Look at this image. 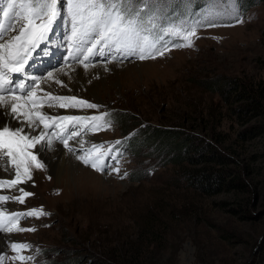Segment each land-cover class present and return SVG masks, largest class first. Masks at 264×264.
I'll use <instances>...</instances> for the list:
<instances>
[{
	"label": "rangeland",
	"instance_id": "obj_1",
	"mask_svg": "<svg viewBox=\"0 0 264 264\" xmlns=\"http://www.w3.org/2000/svg\"><path fill=\"white\" fill-rule=\"evenodd\" d=\"M203 5L204 0H195L192 7L199 10ZM242 19L243 23L235 26L198 29L200 39L195 40L192 48H173L165 57L154 60L118 63L126 69L128 64L142 65L138 66L141 70L136 71L135 77L131 74L128 78V74H123L118 82L111 84L108 81L100 86L99 99L87 90L92 80L81 81L78 77L73 83L58 71L63 68L73 73L71 69L81 66L79 63L55 69L53 74L64 81L67 88L55 82L51 88L65 92L64 95H79V98L101 106L118 107V112L125 111L129 117V125L124 130L116 120L109 130L92 133L85 129L75 142L79 144L83 139L85 147L95 143L103 144L107 149L119 136L122 140L130 133L140 137L145 127L159 125L208 140L207 131L219 134L224 145L238 151L240 158L246 159L251 152H257L262 138L257 136L247 140L240 135L257 118L246 122L247 116H242L238 109L242 100L232 97L225 100L219 89L207 86L209 81L216 80L222 82V89L224 82L232 79L264 85V0L247 9L242 4ZM107 68L105 73H113L110 63ZM91 71L92 78L97 79V71L94 68ZM93 110H77L75 115L98 114L99 109ZM134 136L121 147L119 175L99 173L77 160L94 174L90 173L82 180V175L73 169L75 176L64 174L63 169L55 177L47 164L43 169L33 168V178L27 188L34 195L21 205H43L50 215L28 221L35 224L25 229L34 228L35 231L12 235V243L32 245L21 253L34 257L32 260H13L17 253L10 246L4 251L5 237L0 234L3 239L0 254L4 251L5 257L3 264H45L46 261L47 264H120L105 259L98 249L102 232L118 240H123L126 235L134 239L138 232L136 215L147 210H155L160 217L156 220L163 221L156 225L162 232L161 244L156 245L159 241L153 238L148 240L145 253L150 260L135 264H262L257 248L259 236L264 233L263 197L250 195L247 214L243 208H238V203L248 195L245 192L202 193L187 182L184 170L191 164L167 162L150 144L143 145L136 153L131 145ZM158 141L160 139L155 144ZM70 144L73 146V142ZM116 166L113 162V167ZM137 169L143 174L139 180H133L130 173ZM124 172L128 175L120 179ZM115 231L120 234L116 235ZM112 239L103 235L102 242L111 247L115 245ZM38 244L45 248L41 257L35 247Z\"/></svg>",
	"mask_w": 264,
	"mask_h": 264
},
{
	"label": "snow or ice",
	"instance_id": "obj_2",
	"mask_svg": "<svg viewBox=\"0 0 264 264\" xmlns=\"http://www.w3.org/2000/svg\"><path fill=\"white\" fill-rule=\"evenodd\" d=\"M194 3L195 0H0V161H7L6 165L0 163V170H13L9 173L12 179L0 178V193L12 189L21 193L0 194V233L35 231L21 228L17 222L50 215L43 208L9 212L6 205L10 201L22 204L26 197L34 195L19 186L32 180L33 168L47 166L43 154L54 143L62 144L84 166L106 175H119L123 152L118 146L135 135L130 133L124 140L111 142L107 149L95 143L85 147L83 139L79 140V148L73 147L70 141H76L85 129L92 133L111 129L113 114L51 115L46 109H99L101 105L45 91L41 84H48L54 74H33L41 55H51V49H64L65 61L78 62L85 72L97 65L108 71L109 63L154 60L165 57L173 48H192L200 39L198 29L243 23L242 0H204L199 10H194ZM37 49L40 53L34 55ZM55 83L67 88L62 80ZM127 175L124 172L119 178ZM10 247L17 253L13 260L34 259L21 254L31 244L14 242ZM4 259L0 254V264Z\"/></svg>",
	"mask_w": 264,
	"mask_h": 264
},
{
	"label": "trees",
	"instance_id": "obj_3",
	"mask_svg": "<svg viewBox=\"0 0 264 264\" xmlns=\"http://www.w3.org/2000/svg\"><path fill=\"white\" fill-rule=\"evenodd\" d=\"M258 1L242 0V4L247 9ZM220 82L216 80L209 81L207 86L211 89H219L225 100L232 97L235 100L240 99L243 101V103L239 104L238 109L242 111V116H247L248 119L245 117L246 122H250L253 117L257 119L255 122L249 123L240 132V135L247 140L260 136L262 138L261 150L251 152L247 157L248 159H244L243 157H238V151L225 146L223 143L224 139L219 134H212L211 131H207L210 139H212H209V141L200 136H191L189 133L177 131L172 127L159 125L145 127L140 137L135 134L131 139V145L133 150L138 153L143 145L150 144L153 150L163 154L162 156L167 162L181 164L184 161L191 164L184 170L187 182L202 193L210 195L223 190H237L247 193V197L238 203L240 210L243 208L244 211H247L251 202L250 195L256 198L263 197L264 199V85L260 83L252 85L232 79L230 82L225 81L222 89H220L222 84ZM226 86L227 88H225ZM115 118L120 123L122 130L129 125V117L125 111L117 112ZM158 139L160 141L155 144ZM142 174L143 171L137 169L131 171L130 177L133 180H139ZM246 213L248 214L249 212L247 211ZM157 217L160 218L155 210L138 213L135 218L138 232L135 234L134 239L126 235L123 240H118L112 235L107 236L103 231L102 233L107 239L113 238L112 241L115 245L111 247L105 245L102 242V235V241L99 243L98 249L105 259L112 262L116 261L120 264H135V262L150 260L145 253L149 247L148 244L146 245L148 240L153 238L159 241L156 245L161 244L162 232L157 229L156 225H160V222L163 221H157ZM119 234V232H116V235ZM259 244L257 252L262 264H264V237ZM101 261L104 263V260ZM63 263L67 264V262Z\"/></svg>",
	"mask_w": 264,
	"mask_h": 264
},
{
	"label": "bare ground",
	"instance_id": "obj_4",
	"mask_svg": "<svg viewBox=\"0 0 264 264\" xmlns=\"http://www.w3.org/2000/svg\"><path fill=\"white\" fill-rule=\"evenodd\" d=\"M141 65L142 64H137V63L128 64L127 69H126L123 67L124 65H120V64L118 65V63H110V71L113 73H108V74L105 73L104 69H102V67L99 65H97L96 67L89 68L87 70V72H85L82 69V66H77V67H74L73 69H71L74 71L73 73L71 71L65 70V69H64V72H60V73H61V76H65L64 78L67 81H73V83L78 81L77 80L78 77H80L81 81H84L85 79L89 80V81L92 80V82L90 83V86L87 87V90L92 95H94L97 99H99L97 93H98V89L100 86L103 87L106 83H108V81L111 82V84L112 83L114 84L115 81L118 82L120 76L123 74H128V76H127L128 78H129V76H131V74L133 75V77H135L137 75L136 71L141 70V69H138V66H141ZM118 67H120V68H118ZM92 68H94L95 71H97L96 73L99 75V77L97 79H99V80L92 78V75H91V73L93 72V71H91ZM78 84H80V83H78ZM75 85H77V84L75 83ZM84 86H86V85H84ZM5 111H7V110L5 109ZM65 111L66 110H64L63 112H65ZM33 134H35V133H33ZM56 147H60L61 150L57 149ZM43 155H44V157H46V160H45L46 164L48 166H50L51 174L55 175V177H58V175L61 173V171L63 169H65L64 174L69 173V175H71V176H72V174L74 175V173H72L71 169H73V172L75 170H77L78 175L79 176L82 175L81 176L82 180L84 177L90 176V173L94 174V172L84 168L77 161H75V158H73V155L68 153L65 149H63L62 146L58 143H54L52 148L50 150L45 151ZM75 182H76V178H75ZM0 242H3V239L0 238Z\"/></svg>",
	"mask_w": 264,
	"mask_h": 264
},
{
	"label": "water",
	"instance_id": "obj_5",
	"mask_svg": "<svg viewBox=\"0 0 264 264\" xmlns=\"http://www.w3.org/2000/svg\"><path fill=\"white\" fill-rule=\"evenodd\" d=\"M264 237V233H262L260 236H259V239H258V242L260 243V241L263 239Z\"/></svg>",
	"mask_w": 264,
	"mask_h": 264
}]
</instances>
